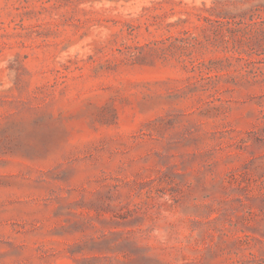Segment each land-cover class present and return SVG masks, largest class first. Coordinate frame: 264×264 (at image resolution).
I'll use <instances>...</instances> for the list:
<instances>
[{"label":"rangeland","instance_id":"1","mask_svg":"<svg viewBox=\"0 0 264 264\" xmlns=\"http://www.w3.org/2000/svg\"><path fill=\"white\" fill-rule=\"evenodd\" d=\"M0 264H264V0H0Z\"/></svg>","mask_w":264,"mask_h":264}]
</instances>
